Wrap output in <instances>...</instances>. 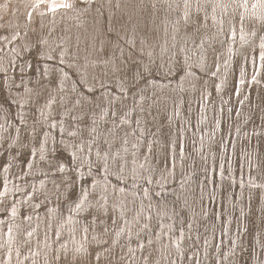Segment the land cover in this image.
I'll use <instances>...</instances> for the list:
<instances>
[{
  "label": "rangeland",
  "instance_id": "obj_1",
  "mask_svg": "<svg viewBox=\"0 0 264 264\" xmlns=\"http://www.w3.org/2000/svg\"><path fill=\"white\" fill-rule=\"evenodd\" d=\"M114 1L117 2V0ZM120 2L113 5L112 13L105 10V2L103 4L96 2V7L93 10L95 13L101 10L102 29L107 31L112 46L109 45L107 40L102 46L99 43L95 44L94 48L97 49H94L91 56L97 63L95 66L97 76L102 78L103 83L107 81V85H110V87L103 86L100 89L103 90L102 93L98 92L100 78L98 80L97 76L94 78L91 76L90 83H94L97 87L93 91H89L80 82L76 72L66 67L65 69H67L71 78L79 83L78 87L84 94L82 97L84 98L82 99V106L84 107L81 110L83 114L78 118L81 120L80 124L83 128L91 127V116H96L95 113L97 114L102 108H106L109 109V112L106 113L109 114L111 123L117 124L120 128L123 120L128 119L136 125L134 130H125L128 139L123 141L125 135L123 130L117 131L116 129L115 132H117V135L120 133V136H116L117 141L115 136L112 138L110 136L112 142L110 141L111 143L108 146L105 139H103V134L97 135L99 144L96 145L95 152H98L99 158L88 151L86 152V158L82 157L79 160V157H73L71 151L66 149L63 141H66L65 143L68 141L70 146H73V144L78 146L77 142L81 140L80 136L83 138L85 136L90 137V132L85 130H80L79 134L81 135L79 138H75L52 129L54 142L53 144L45 143V145H48L43 147L42 143L47 133V127L38 119L41 114L36 107L47 101L45 96H48L51 91H42L43 97L38 95V100H40L38 101L36 98L34 100L35 105L31 104L30 112L27 113L25 118H22L20 105L18 104V107H16V103L9 97L4 84L6 77L4 73H0V111H8L11 118L9 122L12 121L16 124V127L21 128L19 139H17L12 127L9 128V134L0 139V200L1 198H7V203L0 210V221H5L10 216L11 208L18 203L19 199H25L27 194L33 193V190H35L34 198L39 207L36 208V211L39 212L41 219L43 215L48 216L51 212L50 206L53 202L54 209L56 212L60 211L59 215L64 220V217L67 218L68 213L74 212L73 208L78 210L84 206V204L79 205V202L82 199L84 190L88 187L90 190L85 198V203L88 204L87 207L80 210L84 213V216L79 215L78 222L81 226L86 225V227H89L91 229L90 233H93L94 236L90 237L87 234L88 237L84 238V233H82V245L77 248V251L71 252V249L68 252H65V249L57 251L60 247L56 243L60 238L57 234L58 222L61 220L57 223L54 222L53 231L54 239H56L54 244L58 246H56L54 254H52V249L46 250L52 257L49 255L51 264H130V261H132V264H157L156 258L160 259L161 253H157L156 249L148 252L147 250L141 253L136 252L137 256L134 259L129 257V250L126 248L138 245L141 249L139 239L132 238L133 236L130 239H124L125 236L122 233L117 236L118 242L113 241L120 228L123 227L124 222L133 221L136 218L135 216L141 205H144L147 211H150L151 218H153L149 222L148 216H145L143 212L145 220L142 219L144 222L142 224L146 227L151 225L152 228L151 231H147L148 233L144 232L145 228L141 223L137 224L143 229L139 234L141 235L140 240L145 241L146 244H148L151 237L154 238L159 235V231L162 229L161 221L170 224L172 229L170 234L172 236L179 237L181 231H185L187 234L186 241L184 239L182 242V250L178 254L176 253L173 262H165L162 258L159 260L161 264H264V188L257 186L261 183L264 184V169L261 172L257 171V178L251 177V171L248 174L242 171L246 164L250 165V159L246 160V158L251 155L258 159L255 162L251 158V161L254 162V164L251 163V167L255 169L260 165L261 168L262 166L264 168V134L261 137L258 136L261 126L264 127V72L258 73L260 51L258 50L257 56H254L258 61L256 66L253 67L250 59L252 54L256 53V49L251 53L249 48H244L248 42L254 44V41L255 43L258 42L257 47H259L260 40L264 38V16L257 17L254 15L252 7H250V10L249 6L241 9V6L236 5L237 3L234 0H223L221 3L223 9L221 11L216 10V14L220 15L217 17L220 21L219 24L213 25L210 17L205 18L203 14L196 12L195 8L192 10L190 7L187 10L190 22L186 23L184 19L185 0H177L176 6L173 3L169 6L170 2L164 0L162 4H158L159 10L157 12L148 3L144 6L143 2L139 3L141 7L139 9L138 3L134 1V3L125 1V5L122 6L123 9L122 7L120 9L118 4H122L123 1ZM212 2L209 1L206 5V13L213 12L209 7ZM195 4L196 0L194 1ZM261 4L264 7L263 0ZM223 5H226V7ZM82 6L88 7L85 2L77 0L74 7ZM261 13L264 15V10ZM94 17H96L95 14ZM62 20V22L66 21L65 19ZM60 21H58L59 23L55 22V24L60 26ZM92 22H94L93 26L96 28L97 18H94ZM180 22L186 26L187 30L183 29V33L180 31L172 33L171 29L174 30V27ZM241 23H245V32L248 33V36L244 39L241 38V33L232 36L233 28H240ZM35 24H37L36 31H38L39 20ZM53 24L54 21L49 20L45 28ZM165 25L170 28L169 37L167 36L166 39ZM158 31L161 33L159 34ZM1 32L2 38V34L11 37L9 30L3 29ZM26 35L24 42L27 41L26 43H28L30 40L31 45L26 48L25 43L20 41L18 52H15V48L11 43L7 47L6 43H3L4 38L3 40L1 38L0 42L3 43L4 49L3 55L9 59L7 69H10L11 73L15 71V77L19 81L25 77H31L38 81L40 80V72L43 77L45 76L44 58L39 55L44 47L41 43L40 34L36 33L34 28L31 31H26ZM134 37L137 46L140 47L142 44L141 42L138 43L139 39L141 37L147 38L144 41L147 46L143 45V48L147 50L149 55H153V58L144 57L131 45V40ZM203 37V44L206 48L202 52L200 50L202 45L200 39ZM153 39L154 42L150 43ZM118 43H121L125 50L119 49ZM114 45L116 46L114 47ZM149 47H151V50H149ZM110 48H112V51ZM191 48H194L195 51L191 52ZM183 49L191 55L188 60L198 66H193L191 70L190 68L189 70L186 69ZM170 51L172 53H169ZM1 52L2 50H0ZM87 52H91L89 48H87ZM74 53V51L71 52L72 57H74ZM76 53L82 56L80 50ZM247 56L249 61H246V58L244 59ZM25 61L29 64L27 68L25 67ZM47 63L54 66L61 65L60 68H64V65L57 64L54 61ZM90 67H94V65H90ZM21 68H26V72H21ZM254 69H256L255 78L260 79L258 81H255V78L251 79ZM49 76L51 85L59 89V76L51 74ZM86 76L88 78L89 72ZM240 80L242 81L241 85H239ZM31 82L34 83V80L32 79ZM139 85L141 86L138 87ZM253 85L255 86L253 87ZM239 86L246 87L240 91ZM123 87L125 88L124 91L121 90ZM18 88L19 93L25 92L24 88L22 90L20 87ZM105 89L110 91L108 102L102 96L106 91ZM202 95H205L203 101ZM73 97H67L69 100L66 101V105L63 107L64 111H69V115L73 119L72 122L69 120L70 123L66 124L67 128L71 127V129L74 121L72 116L75 114L72 106L76 101V98ZM150 101L154 103L151 104ZM148 102L150 104L147 106ZM63 110L58 106L54 108V113ZM88 113L92 115L89 116ZM53 120H57L59 124L60 115L56 114ZM26 122L29 123L26 124ZM140 123L142 127L138 129ZM105 125L109 126L106 123ZM31 126L34 127L35 134L31 132ZM101 126V131L106 132L104 123L101 122ZM88 129L90 130V128ZM109 130L110 127L106 133H110ZM260 130L264 131L263 128ZM132 134H136L133 139ZM151 142L155 145V149L153 154L150 155L148 146L151 145ZM80 143L83 144V142ZM83 146L87 148L90 144H87L86 141ZM124 147H126V150H124ZM33 148L37 151L42 148L51 150L53 154H50L51 164L49 166L42 162L32 164L31 162L36 156L32 151ZM115 149L118 151V158L114 157ZM127 149H130L135 155L132 156L135 160L139 156L145 155L146 169L142 166L137 167L139 170L142 169L143 174L138 179L137 183L139 185L135 187V194L127 193L128 197L131 196V201L127 202L125 213L121 215L126 216L124 220L120 218L119 210H116L117 216L114 214L112 207H108L107 212H100L99 209L92 207L93 204L99 202L100 198H94V195H97L100 190L103 191H100L102 194H108L109 192L106 193L107 189L111 190L113 187H118L115 197H119L118 189L122 188V177H124L122 168L126 167L127 170L129 168L133 170V159L130 155L131 152L125 153L128 152ZM125 154L126 156H124ZM105 155L111 161L108 165L111 186L107 184V189L102 190V188H99V191L93 195L91 190L95 175L96 177L99 175L102 177L103 169H106L100 158ZM126 158L128 160L124 162ZM37 159H40V157ZM62 163L68 167L67 178L60 177ZM43 169L50 175L59 172V177L56 178L59 187H54L52 184L49 186L48 199L41 188H38L40 181L44 179V174H42L44 172H41L44 171ZM245 169L246 167H244ZM30 170L33 171L31 172L35 175V179L28 177ZM115 173L120 177L115 176ZM25 176L28 178V193L22 195L15 193L10 196L13 179L17 181L15 186L18 185V182L20 185H24L25 181L23 179ZM20 177L22 178L20 179ZM20 180L23 181L20 182ZM183 180L185 182L181 184ZM134 181L131 177L129 184L133 185ZM152 181L155 184L162 181V186L167 191H161L162 187H152L150 184ZM7 182L8 184H6ZM34 185H36L35 188ZM181 185L189 186V193H186L185 198H183L185 193L178 195L177 192V190H180ZM30 186L32 187L30 188ZM131 188V185H125V189L132 191ZM146 190L150 193L149 199L146 198ZM101 193L98 195H101ZM32 195L29 196V199L33 198ZM120 196L122 195L120 194ZM135 196L139 198V200L136 199L137 202L133 200ZM109 197H112V194H109ZM187 199L190 204L186 203ZM1 204L2 201H0V206ZM185 204L190 208L189 211L184 210L187 207ZM155 207L163 211L164 216L160 219L155 216ZM28 211L29 208L24 205L19 208V213H21L20 222H27ZM30 213L31 215L34 214L35 217L32 223H36L37 214L31 210ZM49 221H52L50 217L47 224ZM40 223L39 221L38 224L40 225ZM38 226H33L35 231L37 228L39 229ZM25 236H30V234L27 235L26 233ZM33 238L34 241L36 237ZM205 240H208L207 244H205ZM24 244L21 249L23 251L22 255L25 253ZM38 246L39 252L43 253L46 247ZM65 246L63 245V247ZM171 247L173 246L171 245ZM4 253L2 252L3 255L0 258L4 256ZM44 258L45 256H41L34 263L44 264ZM175 259L178 260V263L175 262ZM6 261L7 257L5 256L0 260V264H6ZM46 263L48 264V259H46Z\"/></svg>",
  "mask_w": 264,
  "mask_h": 264
},
{
  "label": "bare ground",
  "instance_id": "obj_2",
  "mask_svg": "<svg viewBox=\"0 0 264 264\" xmlns=\"http://www.w3.org/2000/svg\"><path fill=\"white\" fill-rule=\"evenodd\" d=\"M79 1L85 2L88 7H83V6L78 7V8L74 7L75 4L77 3V0H0V40L2 38L1 30H3V29L9 30L11 37H8L6 34H2L3 38H4L3 43H6L7 47L11 43L15 48V52H18L20 41H23V43H25L26 48L29 45H31L30 40L28 41V43H26L27 41L26 42H24V41H25V38L27 36L26 31H31L32 28H34L35 32L40 34L41 41H42L41 43L44 47L41 51V54H39V55L42 58H44L43 62H44V75L45 76L43 77L42 73L40 72V80H38V81L34 78H31V77H25L24 79L19 81L15 77V74H14L15 71L11 73L10 69H7V67L9 66V63H8L9 59H8V57H5V55H3L4 49H3V43H1V42H0V50H2V52L0 53V73H2V74L4 73V76L6 77L4 84L6 85V90L8 92L9 97L11 98V100L14 103H16V107H18V104L20 105L19 108H20L22 118H25L27 116V113L30 112L29 109H30L31 104L35 105L34 100L36 98H37L36 100H38V95L43 97L42 91H44V92L45 91L46 92L51 91V93L48 94V96L47 95L45 96L47 101L46 102L44 101L42 103L43 105H39V107L38 106L36 107V108H38L39 113L41 114L40 118H38V119L40 120L41 123H43L45 125V127H47L46 128L47 133L44 136V140L42 143L43 147H46V145H48V144L45 145V143H48V142H49V144H51V143L53 144L54 137L52 138V134H53V133H51L52 129L59 131L65 135H70V136L75 137V138H79V136L81 135V134H79L80 130L81 131L85 130L86 132H90V137L85 136L83 138L80 136L81 140H79V142H77L78 146H77V144H75V145L73 144V146H70V143L68 141H67V143H65L66 141L65 142L63 141V143L66 145L65 146L66 149L71 151L73 157H77V158L79 157L78 159L81 160L82 157L86 158V152H88V151H90L91 153H93V155L98 157L99 154H98V152H95V151H96V145L99 144V142L97 141V139H98L97 135H99L100 133L103 134V139H105V141L107 142V146H108L112 142L111 138L113 136H115L116 141H117L116 136H120V133H119V135H117V132H115L116 129H117V131L123 130V132L125 134L124 138H123V141H124V140L128 139V135L126 134L127 131H125V130H127V129H128V131H130L131 129L134 130V128L136 126L130 120L125 119V120H123L121 127L118 128L117 124L111 123L110 116H109V114L106 113V112H109V109L107 110L106 108H102L100 110V112L97 114L94 112L96 116H91L92 114L90 115V113H88V115L91 116V118H90L91 127L88 126V127L83 128L80 124L81 120L78 119L83 114V112L81 110H83L82 108L84 107V106H82V99H84L82 97L84 96V94L82 93V91H80V88L78 87L79 83L71 78V76L67 72V69H71L72 71L76 72L80 82L87 88V90L93 91V89L97 87L94 85V83H90L91 76L93 78L95 76H97V73H96L97 71L95 70V66L97 63H95L94 58L91 56L92 52H94V49H97V48H94V45L99 43L102 46L106 43L105 40H107V42H109V45L112 46V43H110L111 41L109 40V36L107 34V31H104L102 29L103 28L101 25L102 18L100 16V13H102L101 10L96 11V13L93 11L94 7H96V2H101L102 4H103V2H105L106 6H104V8H105V10H108L110 13H112V11H113V5L117 2L119 3L120 1H123L122 4H120V5L118 4L120 9L123 6V4L125 3V1H130V3H131V1L132 2L134 1V2L138 3L137 6H139V9H141L139 3L143 2L144 6L148 3V4H150L149 6L152 9H154L155 12H157L159 10L158 4H162V2H164V0H117V2L114 0H79ZM185 1H186V4H185L186 10L184 11V19H185L186 23L190 22L188 20L189 14L187 11L189 9V7L192 8V10H193V8H195V11L203 14V16H205V18L210 17V19L213 22V25L220 23V21L217 18L220 15L218 16L216 14L217 13L216 10L221 11L223 9L222 4H221L223 0H218V2H217V0H196L195 5H194L195 0H185ZM209 1H213L212 4L209 6L210 9L213 11L212 13H210V12L206 13L205 12V7L209 3ZM224 1H226V0H224ZM234 1L237 3L236 5H238L239 7L241 6V9L242 8L244 9L247 6H249V10H250V7H252V9H253L252 13L254 15H256L257 17L264 16L261 13L262 10H264V7H262L263 5L261 4L262 0H234ZM166 2H170L168 4L169 6H171L172 3L174 6L177 5V0H166ZM191 4H192V6H191ZM263 4H264V0H263ZM223 6L226 7V5H223ZM122 9H123V7H122ZM130 11H131V9H130ZM11 13H12V15H10ZM94 14L96 15V17H94ZM94 18H97V20H98L96 28L93 26L94 22H92V20ZM62 19H65L66 21L62 22L63 21ZM38 20H39L40 26L38 28L39 30L36 31V25L37 24H35V22H37ZM49 20H53L54 24L45 28V26L48 25ZM59 20H61L60 21L61 23H60V26H57L58 24H55V22H58ZM176 20H178V19H176ZM90 26H91V28H90ZM22 28H23V30L21 31ZM165 28H166L165 29L166 30L165 31V34H166L165 39H166L168 34L170 33V28L167 27L166 25H165ZM183 29L185 30L186 26L180 22V23H178V25H176L174 27V30L173 29H171V30L173 31L172 33H176L177 31H180L181 33H183L184 32ZM158 33L160 34L161 32L158 31ZM239 33H241L242 39H244L248 36V33L245 32V23H241L240 28H238V27L233 28V34L234 35L232 34V36H237V34H239ZM142 37L138 41V43L141 42V44H142L141 47L139 45L137 46V42L135 41V37L132 38L131 45H133V47L136 50H138L139 53H142V55L144 57L149 56V59L153 58V55H149L147 53V50L145 48H143V45L147 46L144 42L147 38L145 39V37L144 38H142ZM3 38H2V40H3ZM203 39H204V37L200 39L202 41V42H200V43H202L201 49H200L202 52L204 51V48H206L205 45L203 44ZM125 41H126V39H125ZM153 42H154V39L150 43H153ZM257 43H255V41H254V44H251L250 42H248L245 46L244 45L243 46H244V48H249L251 50V53L256 49V53H254V55L252 54L250 61H251V65L253 67H255L256 62L259 59L258 73H261V72H264V38L262 40H260L259 47H257ZM118 44H119V49L125 50V48L122 46L121 43H118ZM115 46L116 45H114V47ZM87 48H89V50L91 52H87ZM182 48H183V45H182ZM110 49L112 51V48H110ZM78 50H80V52L82 53V56H80L78 53H76V51H78ZM149 50H151V47H149ZM258 50L260 51L259 52L260 55L257 59V58H254V56L255 57L257 56ZM73 51L75 52L74 57H72V55H71V52H73ZM182 51H183V56L185 58L186 69L188 68V70H189V68H190V70H191L193 66H198V65H195L191 60H188V57L191 56L190 54L186 53L184 49ZM194 51H195L194 48H191V52H194ZM169 53H172V51H170ZM54 54H56L57 56ZM12 55H14V54H12ZM14 57H15V55H14ZM57 57H59V58H57ZM244 59L246 61L247 60L249 61L248 56L244 57ZM50 61H54L57 64H62V65H64V68H60V67H62L61 65L60 66H58V65L54 66L50 63H47ZM142 62L144 63V61H142ZM25 63H26L25 67L27 68L29 64H27L26 61H25ZM90 65H94V67H90ZM81 66H83V67H81ZM65 67L67 69H65ZM26 68H21L20 71L26 72V70H27ZM88 72H89V76L87 78L86 74H88ZM252 73L253 74L251 76V79L253 80V78H255L256 69H254ZM49 74L54 75V76L55 75L59 76V79H60V80H58L59 81L58 82L59 89L57 87H54L51 85ZM60 76L62 79L60 78ZM99 78L100 77H98V80H99ZM32 79L34 80V83L31 82ZM242 79H243V77H242ZM255 79H256L255 81L260 80L258 77ZM241 80H240L239 85L242 84ZM107 83H108L107 81L103 83L102 78H100V83L98 84V85H100L98 87V89H99L98 92L102 93L103 90H100V89H102L103 86L110 87V85H107ZM140 86L141 85H139L138 87H140ZM254 86L255 85H253V87ZM18 87H20L21 90L24 88L25 92L19 93L17 91L19 89ZM245 87L239 86L240 91L245 89ZM46 88H48V89H46ZM124 89H125L124 87L121 88V90H123V91H124ZM105 90L106 91L102 96L108 102L110 99L109 95H108L110 91L107 89H105ZM60 92H63V93H60ZM204 96L205 95H202V101L204 100ZM67 97H69V98L73 97L74 99L76 98V101L72 106V109H73V113L77 114L78 116H76L75 114L72 116V117H74V121L72 123V127H73L72 129H71V127L67 128L66 124L70 123L69 120L71 121L73 119L69 115V111L63 110L64 105H66V101L69 100V98L67 99ZM38 101H36V102H38ZM150 102H151V104L154 103L153 101H150ZM150 102H148L146 105L148 106L150 104ZM58 106L63 111L58 112V113H54L55 112L54 108L58 107ZM110 113H111V111H110ZM167 113H169V112L167 111ZM56 114L60 115L59 124L57 123L58 122L57 120H53L54 117H56ZM126 115H128V114H126ZM69 116L71 119L69 118ZM100 117H104V118L100 119ZM201 117L203 118V116H201ZM9 119H11V118H10V115L8 114V111H4V110L0 111V139L5 138L9 134V128L10 127H12L14 129L13 131H15V133L17 135V139H19L20 138L19 134L21 135V128L16 127V124H14L12 121L9 122ZM99 120H100V122H98ZM101 122L104 123V126H106L105 123L107 125H109V126H106V132L108 131V128L110 127V130H109L110 133H106V132L101 131L102 130L101 129V127H102ZM9 123H11V124L9 125ZM28 123L26 122V124H28ZM32 125H33V123H32ZM141 125L142 124L140 123L138 126V129L142 127ZM88 128H90V130ZM262 128L264 129V127L261 126L260 129H262ZM260 129L258 131V132H260V133H258V136L261 137V136H263L264 131H262ZM30 130H31V132H34V127L31 126ZM133 130H132V132H133ZM55 133H57V132H55ZM34 134H35V132H34ZM135 135L136 134H132V139L134 138ZM110 136H111V138H110ZM86 139H89V140H86ZM139 140H141V139H139ZM86 141H87V144L88 143L90 144V146L89 147L86 146L87 148H84L83 145H84V143H86ZM80 142H83V144H81ZM70 147H72V148L70 149ZM154 147H155V145H153L151 142V145L148 146V152L150 155H151V153L153 154L154 149H155ZM42 149L37 151V149L33 148L32 151L36 156L34 157V159L31 163L34 164V163L42 162V163L48 164V166H49L52 162V160H50V154L51 155H53V154L51 153V150H49L48 148L47 149L49 151L46 148H45V150L44 149L42 150ZM76 149L78 150L77 152H76ZM124 150H126V147H124ZM127 150H128V152H125L126 154L131 152L130 149H127ZM115 152L116 153L114 154V157L118 158V156H117L118 151L116 150ZM126 154L124 156H126ZM130 155L132 157L134 154L131 152ZM184 155H185V153H184ZM144 156L145 155L139 156L137 158V160H135V158L132 157V159H133V165H132L133 170H130V168L127 170L126 167L122 168V172H123L122 175L124 176V177H122V179H123L122 185L124 187L121 185L122 188L118 189L119 197H115V192H116V189L118 187L117 188L113 187V189H111V190L107 189L108 185L111 186V180H110V177L108 176L109 175L108 170L110 169L108 165L111 161L109 160V157H107L106 155L104 157L101 156L100 158L103 161V166L106 169H103L104 170L103 176H102L103 178L100 175L97 177L95 175L91 191H92V194L94 195L95 192L99 191V188L100 189L102 188V190L107 189L106 193H108V192L109 193L108 194H102L101 192H103V191L100 190L101 192L99 191V193H101V195H98L99 193L97 195H94V198H98V197L100 198L99 202H96L95 203L96 205L93 204V207L92 206L91 207L94 209H99L100 212H105L106 210L108 211V207H112V209H114V214L117 216L116 210L117 211L119 210L118 214L120 215V218L125 220L126 216H121V215H123L125 213L124 210H125V206H126L127 202L131 201V198H130L131 196L128 197L127 193L129 192V193L135 194V192H136L135 187H137L139 185V183H137L138 179H140L141 174H143L142 169L139 170V168H137V167L142 166L144 169H146ZM38 157H40V159H37ZM251 158H253V160L255 162L258 160L257 158L252 157V155L250 157H247L246 160L250 159V165L246 164V166H244V167H246V169L244 170V167H243L242 171H244L246 174H248L251 171L250 172L251 177L257 178L258 177L257 171L261 172L262 169H264V168H263V166L261 168L259 165L257 168L254 167L255 169H253L251 167L252 166L251 163L254 164V162L251 161ZM40 160H42V161H40ZM127 160H128L127 158L124 159V162H126ZM53 162H54V160H53ZM146 164H147V159H146ZM181 165H182V163H181ZM38 166H40V165H38ZM43 167H44V165H43ZM45 169H43L44 171H41V172H44V173H42V174H44V176H43L44 179L40 181L38 188H41L42 192L45 193L46 198H47V194L49 193L48 189H49V186L51 184L54 187L55 186L59 187V182L56 181V178L59 177V174H58L59 172H56L57 174L53 173L50 175V174H47L45 172L46 171ZM67 169H68V167H66L65 164L62 163V171H60V174H61L60 177H62V178L68 177ZM69 169H70V167H69ZM125 169H126V171H125ZM31 171L32 170L29 171L30 173H29L28 177L30 179H35L36 177L32 173L33 171L32 172ZM57 171H58V169H57ZM242 171H241V175H242ZM253 171H254V173H253ZM7 172H9V170H7ZM39 172H40V169H39ZM47 172H49V171H47ZM35 174H37V173H35ZM115 176H118V175L115 173ZM118 177H120V176H118ZM129 177L130 178L132 177L135 180L133 185L129 184V181H130ZM21 178L22 177H20V179ZM41 178H42V175H41ZM23 180L25 181V184H24L25 186L20 185L19 182H18V185L15 186L17 181L15 179H13L12 189H10L11 190L10 196L14 195L15 193H18L21 195L23 193L24 194L28 193L27 189H29V188H27V180H28L27 176H25ZM23 180H20V182H22ZM184 182L185 181L183 180L181 182V184H184ZM6 184H8V182ZM150 184L152 187L153 186L154 187L158 186L159 188L162 187L161 191H167V189L162 186V181L159 183H156V184L152 181V183L150 182ZM250 184H254V183H250ZM125 185H128V186L131 185V187H132L131 189H133V190L131 191L129 189H125ZM6 186L8 187V185H6ZM257 186L264 188L263 183L258 184ZM31 187L32 186H30V188ZM33 187L35 188L36 185H34ZM188 187L181 185L180 190H177L178 195L179 194L183 195V193H185L183 195V198H185L186 193H189ZM89 190L90 189L87 187L84 190V193L82 194V199L79 202V205L84 204V206L82 208L87 207L88 203L87 202L85 203V198L88 195L87 193L89 192ZM34 192H35V190H33V193ZM33 193H31L30 195H32ZM109 194H112V197H109ZM120 194L122 196H120ZM145 194H146V198L149 199L150 193L148 190H146ZM30 195L27 194L26 195L27 197L25 199L24 198L19 199L18 203L13 208H11V210L9 212L10 216L7 217V219L5 221H3V220L0 221V257L3 255L2 252H5L4 256L2 258H0V260L5 258V256H6L7 257L6 264H22V263L25 264L28 262L33 264L34 262H36L37 258H40L41 256H45L44 264H47L46 259H48V264L49 263L51 264V261H49V255L50 254L47 253L46 250L52 249V251H53L52 254H54L56 246L60 245V247L57 251H60V249L61 250L65 249V252L66 251L68 252L71 249V252H74V251H77V248L82 245V237H81L82 233H84V238L87 236V234L90 237L94 236L93 233H90L91 229L89 227H86V225L81 226L80 223L78 222L79 221V218H78L79 215L84 216V213L80 212V210L82 208L79 207L80 209L77 210V209L72 207L74 209L73 210L74 212H72V213H74V214L71 215L72 213H68V215H66L67 218L65 219V217H64V220H63V217L59 215L60 211L56 212V210L54 209V205L52 204L53 202H52L51 206H50L51 212H49L48 216L43 215L42 219H41L39 212L36 211V208L38 207V205H37L36 200L34 198L35 193L32 195L33 198L29 199ZM43 197H45V196L43 195ZM41 199H42V197H41ZM136 199L139 200V198L135 196L133 198V200H135L137 202ZM0 201H2V204L0 206V210H1L3 208V206L5 205V203H7V198L6 197L1 198ZM103 203H104V205H102ZM186 203L190 204V202L188 203V199H187ZM38 204H40V203H38ZM23 205L25 207L29 208V211H28L29 213L31 210V211H34L35 214H37L36 223H32L35 217L33 216L34 214L31 215V213L30 214L28 213V215H27L29 221L27 220L26 223L20 222L21 221V217H20L21 213H19V208L22 207ZM185 206H187V205L185 204ZM57 208H58V206H57ZM137 208H138V205H137ZM151 209H152V207H151ZM184 210L189 211L190 208H188V206H187L186 208H184ZM191 210H192V208H191ZM143 212H144L145 216H148L149 222H151V220H153V218H151V214L149 213L150 211H147V208L144 205H141V208L139 211H137L136 216H135V214H133V216H135L136 218L133 219V221L124 222L123 227L120 228V230L116 234V237L113 239V241L115 243L118 242L117 236L119 234H122V233H124V236H125V237H123L124 239L125 238L130 239L133 236L132 238L139 239L140 245L142 248L140 249L138 247V245L136 247L135 246H128L126 249L129 250V255H130L129 257L134 259L135 256H137L136 252L141 253L143 251L145 252L146 250L148 252V251H154L153 249H156V251H158L157 253H161L160 259L163 258V260L165 262L166 261L173 262V257L176 255V253L178 254V252H181V250H182L183 240L185 239V241H186V235H187L186 232L181 231L180 232L181 235L179 237L178 236L177 237L172 236L170 234V231L172 230L170 224L169 223L165 224L164 222L162 223V221H161L162 229H161V231H159V235L157 237H154V234H153L154 238L151 237L149 239L148 244H146L145 241L140 240L141 235H139V234H140V231H143V229H141L140 228L141 226L139 227V225H137V224L141 223V225L144 226V228H145L144 232H146V233H148L147 232L148 230L151 231L152 228H151V225L146 227V225L142 224V223H144L142 221V219L145 220ZM162 212L163 211H160L159 208L155 207V216H157V219H160L162 216H164V214ZM49 217L52 219V221H49V223L47 224V220L49 219ZM45 219H46V223H45ZM59 220H61V221L58 222ZM39 221L41 222L40 225L38 224ZM54 222H56V223L58 222V233L57 234L60 236V238L58 239V242H56L58 245L54 244L55 240H56V239H54V231H53L54 230L53 226H55V225H53ZM34 225H36V226L39 225L38 226L39 229L37 228V230L35 231L33 228ZM25 227H26V230L24 231ZM6 229H8V230H6ZM26 233H27V235L30 234V236H25ZM188 235H190V234L188 233ZM33 237H36V239L34 241H33V239H34ZM163 237H165V238L163 239ZM207 242H208V240H205V244H207ZM23 244L25 247L24 248V251H25L24 255H22L23 251H21ZM34 245H35V248L33 249ZM38 245H41L42 247L43 246L46 247L43 253L39 252V250H38L39 246ZM63 245H66V246L63 247ZM171 245L173 247H171ZM209 245L210 244L208 243V246ZM214 246H216V245H214ZM56 255H59V254H56ZM50 257H51V255H50ZM56 257H58V256H56ZM160 259L156 258L157 264H161V262L159 263ZM136 260H137V258H136ZM175 262L178 263V260L175 259ZM39 263H41V261H39ZM130 264H132V261H130Z\"/></svg>",
  "mask_w": 264,
  "mask_h": 264
}]
</instances>
